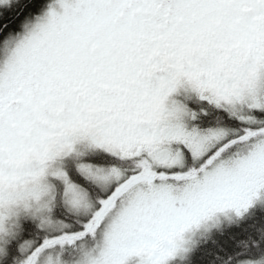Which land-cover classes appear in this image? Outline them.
<instances>
[{
	"label": "snow or ice",
	"instance_id": "1",
	"mask_svg": "<svg viewBox=\"0 0 264 264\" xmlns=\"http://www.w3.org/2000/svg\"><path fill=\"white\" fill-rule=\"evenodd\" d=\"M0 264H264V0H0Z\"/></svg>",
	"mask_w": 264,
	"mask_h": 264
}]
</instances>
